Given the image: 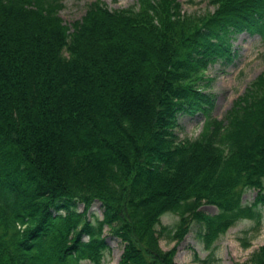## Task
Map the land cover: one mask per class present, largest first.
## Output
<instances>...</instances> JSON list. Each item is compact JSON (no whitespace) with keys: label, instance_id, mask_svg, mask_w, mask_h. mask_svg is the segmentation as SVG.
I'll return each mask as SVG.
<instances>
[{"label":"trees","instance_id":"trees-1","mask_svg":"<svg viewBox=\"0 0 264 264\" xmlns=\"http://www.w3.org/2000/svg\"><path fill=\"white\" fill-rule=\"evenodd\" d=\"M204 1L212 12L93 0L66 25L60 0H0V264H103L105 229L122 245L116 264H175L192 223L204 250L240 220L261 225L264 71L222 120L204 92L234 36L264 42V0ZM180 114L203 116L196 138L175 136ZM68 128L80 139L63 148ZM245 264H264V245Z\"/></svg>","mask_w":264,"mask_h":264},{"label":"rangeland","instance_id":"rangeland-1","mask_svg":"<svg viewBox=\"0 0 264 264\" xmlns=\"http://www.w3.org/2000/svg\"><path fill=\"white\" fill-rule=\"evenodd\" d=\"M93 0H60L62 9L58 12L59 18L66 25L78 21L84 14L86 6ZM109 11L126 9L135 4V0H100ZM180 4V12L184 14H206L212 12V7L204 0H176ZM231 49L235 57L230 64L216 62L207 68L205 77L208 85L205 94L212 100L209 117L222 120L225 112L235 98L243 93L249 84L264 71V42L255 34L246 33L234 36ZM203 116L200 114L177 116V128L174 131L177 139H194L199 134ZM66 129L60 146H69L74 140L80 139L76 131ZM62 150V149H61ZM63 152V151H62ZM64 162V158L61 159ZM68 169L69 164H64ZM255 191L245 190L241 195V204L248 205L252 202ZM77 211L82 210L81 205L76 206ZM200 211L207 215L216 214L212 206L202 205ZM89 219L100 218L101 210L98 203H93ZM262 221L259 227L250 220H240L230 227L212 245V249L204 250L198 237V225L192 223L188 233L176 247L174 256L175 264H245L250 254L258 247L264 245V207L261 208ZM177 217L165 214L159 219V225L173 228ZM157 227L156 229H158ZM105 243L109 249L104 255L103 264H116L121 254L122 245L107 230L103 231ZM158 245L161 250H169L174 242L160 237ZM194 255L198 261L194 260ZM80 264H88L81 262Z\"/></svg>","mask_w":264,"mask_h":264}]
</instances>
